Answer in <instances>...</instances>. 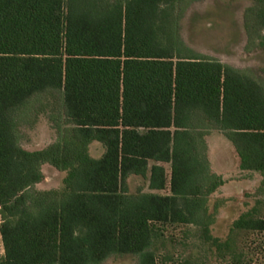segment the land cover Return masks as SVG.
I'll list each match as a JSON object with an SVG mask.
<instances>
[{"label":"trees","instance_id":"1","mask_svg":"<svg viewBox=\"0 0 264 264\" xmlns=\"http://www.w3.org/2000/svg\"><path fill=\"white\" fill-rule=\"evenodd\" d=\"M187 1L0 0V264H157L160 226L173 225L227 247L210 235L207 197L223 182L206 136L264 178V84L185 44ZM249 1L262 33L264 0ZM39 116L56 138L24 149ZM43 165L62 174L57 188H36ZM255 212L232 230L264 234Z\"/></svg>","mask_w":264,"mask_h":264},{"label":"rangeland","instance_id":"2","mask_svg":"<svg viewBox=\"0 0 264 264\" xmlns=\"http://www.w3.org/2000/svg\"><path fill=\"white\" fill-rule=\"evenodd\" d=\"M250 6L249 0H188L180 30L185 44L198 55L218 60L264 84V41L260 44L259 37L264 32L253 33L250 19L245 17ZM21 131V146L27 150L44 148L56 138L44 116ZM206 144L210 170L223 182L207 197V214L213 218L210 235L227 247L216 251L201 240L200 227L195 225L160 226L157 264H260L264 234L233 231L232 223L251 208L264 219V178L239 170L233 148L221 133L209 132ZM90 152L97 157L101 150L92 145ZM165 168L168 172L169 166ZM42 173L44 180L36 185L37 189L60 185V172L43 165ZM129 187L131 191H147L146 182L140 178H131ZM102 264H136V257H111Z\"/></svg>","mask_w":264,"mask_h":264}]
</instances>
